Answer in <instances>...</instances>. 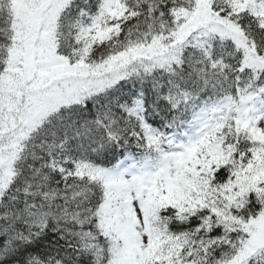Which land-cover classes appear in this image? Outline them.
Here are the masks:
<instances>
[{
    "label": "snow or ice",
    "instance_id": "snow-or-ice-1",
    "mask_svg": "<svg viewBox=\"0 0 264 264\" xmlns=\"http://www.w3.org/2000/svg\"><path fill=\"white\" fill-rule=\"evenodd\" d=\"M0 264H264V0H0Z\"/></svg>",
    "mask_w": 264,
    "mask_h": 264
}]
</instances>
